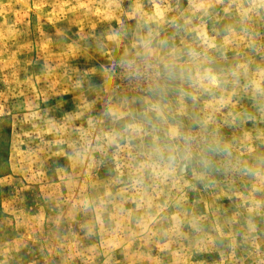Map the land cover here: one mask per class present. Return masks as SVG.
Here are the masks:
<instances>
[{
  "label": "rangeland",
  "instance_id": "rangeland-1",
  "mask_svg": "<svg viewBox=\"0 0 264 264\" xmlns=\"http://www.w3.org/2000/svg\"><path fill=\"white\" fill-rule=\"evenodd\" d=\"M0 264H264V0H0Z\"/></svg>",
  "mask_w": 264,
  "mask_h": 264
}]
</instances>
